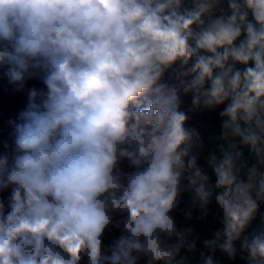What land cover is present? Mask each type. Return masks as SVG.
Segmentation results:
<instances>
[{"label": "clouds", "instance_id": "clouds-1", "mask_svg": "<svg viewBox=\"0 0 264 264\" xmlns=\"http://www.w3.org/2000/svg\"><path fill=\"white\" fill-rule=\"evenodd\" d=\"M0 264H264V0H0Z\"/></svg>", "mask_w": 264, "mask_h": 264}]
</instances>
